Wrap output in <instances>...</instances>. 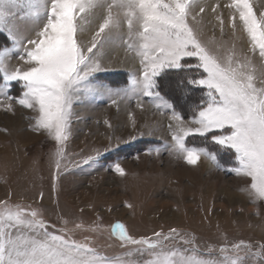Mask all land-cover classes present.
Returning <instances> with one entry per match:
<instances>
[{"label":"snow or ice","instance_id":"obj_1","mask_svg":"<svg viewBox=\"0 0 264 264\" xmlns=\"http://www.w3.org/2000/svg\"><path fill=\"white\" fill-rule=\"evenodd\" d=\"M224 9L230 42L223 40ZM210 10L218 22L219 41L215 35L202 38L199 14L206 6L201 0H0V108L30 110L31 130L53 142V179L58 181L72 168L98 163L103 154L96 149L81 160L70 158L78 104L96 97H107L117 107L135 100L143 109L147 103L167 117L171 136L164 149L150 148L149 154L164 150L189 165L203 157L239 178L238 191L258 208L264 204V11L257 15L251 0L217 2ZM86 32L90 39L82 43ZM115 46L139 61L120 87L96 76L107 70L104 61ZM170 72L181 76L182 91L189 86L204 91L190 116L179 100L162 93L161 80ZM17 85L20 94L14 96ZM130 119L135 128L131 114ZM104 123L111 127L107 119ZM190 136L210 138L218 148L189 146ZM114 147L109 144L104 152ZM220 151L234 153L231 168L220 163ZM111 170L126 174L119 161ZM68 223L62 220L57 227L38 207L0 200V264H264L261 242L241 240L202 250L195 236L175 228L137 238L120 223L111 234L125 251L109 256L90 237L73 238ZM82 228V223L74 224V229Z\"/></svg>","mask_w":264,"mask_h":264},{"label":"rangeland","instance_id":"obj_2","mask_svg":"<svg viewBox=\"0 0 264 264\" xmlns=\"http://www.w3.org/2000/svg\"><path fill=\"white\" fill-rule=\"evenodd\" d=\"M201 2L206 6L205 13L199 14L203 16L202 38L207 41L215 35L219 41L218 22L210 8L228 0ZM251 2L257 15L264 11V0ZM223 11L226 21L223 40L230 42L228 11ZM194 13H199V9L195 8ZM90 35L84 33L81 42L87 43ZM243 46L246 48L247 43ZM104 62L107 70L96 76L113 87L125 85L129 74L139 68L134 54L120 46L110 48ZM189 89L182 91L181 76L174 72L161 80L162 93L179 100L184 105L183 111L190 116L191 107L199 102L204 91L191 86ZM11 94H20L19 85ZM75 111L77 118L73 120L68 146L70 158L81 160L94 155L96 149L103 154L91 167L72 168L54 181L50 155L53 142L31 130L30 110L18 105L15 113L0 108V200L38 207L57 227L62 226V220H68L73 238L90 237L92 244L109 256L125 251L111 234L117 223L137 238L175 228L188 237L195 236L202 250L241 240L264 243V204L257 208L249 203L238 191L241 181L233 173L217 170L203 157L196 165H189L164 150L159 155L154 151L148 153L150 148L164 149L171 143L167 117L151 105L145 103L140 109L132 100L120 102L117 107L107 97H96L78 104ZM130 114L136 121L135 128ZM106 119L111 127L104 123ZM141 132L145 134L140 135ZM149 132L152 134L148 135ZM133 136L136 139H131ZM186 142L210 151L218 148L210 138L190 136ZM109 144L115 147L104 152ZM218 158L226 168L235 164L234 153L220 151ZM117 161L125 169L124 176L111 170ZM129 204L132 207H127ZM75 223H82L84 228L74 229ZM91 225L99 227L89 231Z\"/></svg>","mask_w":264,"mask_h":264}]
</instances>
